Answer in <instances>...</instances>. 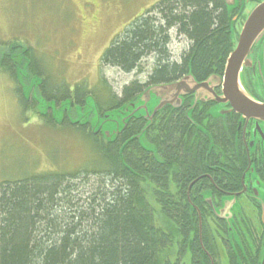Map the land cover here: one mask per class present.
I'll use <instances>...</instances> for the list:
<instances>
[{"label":"trees","instance_id":"16d2710c","mask_svg":"<svg viewBox=\"0 0 264 264\" xmlns=\"http://www.w3.org/2000/svg\"><path fill=\"white\" fill-rule=\"evenodd\" d=\"M225 2L160 0L124 28L105 50L102 61L126 72L138 69L143 59L151 56L155 65L145 83L135 80L120 94H109L104 108L88 94L86 86L49 91L44 82L41 92L47 101L55 103V110L77 107L78 118L71 116L74 124L84 121L86 126L102 120L97 122L103 125L109 121V111L126 110L151 86L176 83L188 75L204 80L220 73L236 38ZM172 29L190 41L180 60L170 54ZM31 62L34 58L27 46L18 41H0V70L15 79L20 71L31 67ZM2 64L5 69H1ZM38 74L46 80L43 71ZM102 85L107 87L106 81L102 80ZM166 108L171 116L157 124V116L148 118L144 111L131 110L125 118L117 115L118 121H124L121 131L111 134L112 138L102 132L103 126L99 131L107 145L98 141V134L91 135L102 161L99 168L31 174L0 182V264H157L162 238L137 205L144 175L158 182L163 195L171 181L177 183V192L166 195L173 202H164L165 208L172 209H168V218L175 223L176 240L177 235L182 239L183 251L174 264L189 255L186 249L193 251L194 264H209L203 250L205 245L210 249L209 234L205 230L200 235L199 212L185 192L179 195L177 190L180 168L184 181L189 182L196 169L205 165L203 158L195 161L189 153L190 120L171 106L162 111ZM68 119L67 114L63 122ZM184 147L186 156L182 155ZM200 210L204 223L207 216ZM161 262L173 264L170 258L163 257Z\"/></svg>","mask_w":264,"mask_h":264},{"label":"rangeland","instance_id":"374dc122","mask_svg":"<svg viewBox=\"0 0 264 264\" xmlns=\"http://www.w3.org/2000/svg\"><path fill=\"white\" fill-rule=\"evenodd\" d=\"M159 1L0 0V41H18L30 49L34 63L31 62L29 71H43L46 74L45 86L49 91H61L62 86L69 90H73L75 85L82 89L86 86L88 94L95 96L104 108L109 94H120L125 86L135 80L145 83L153 70L154 56L143 59L138 69L126 72L105 64L102 55L124 28ZM170 34L171 57L180 60L189 48L190 41L177 34L175 29L170 30ZM233 34L236 36L235 32ZM5 68L2 64L1 69ZM102 80L106 81L107 87L102 85ZM15 88L14 77L0 70V182L31 174L76 172L102 166L96 152V141L91 137L98 134V141L107 145L106 139L99 136L100 129L95 134L91 130L93 123L84 126V121L74 124L73 120L72 123L66 120L59 124L50 113L42 115L43 108L34 98L20 100ZM39 96H42L41 91ZM43 102L46 109L55 104L47 100ZM66 109L65 106L63 117ZM75 109L71 110V116L77 119ZM169 111L166 108L156 115L155 124L170 117ZM103 112L102 115H105ZM111 125L106 123L104 126L107 128ZM176 187L177 183L171 181L166 195L174 193ZM158 188L161 186L157 181L144 175L137 205L145 211L157 235L162 238L163 247L158 254L157 264H165L161 262L163 257L172 259L174 264L183 251L182 239L177 235L176 240L175 223L168 218V209L171 208H165V203L173 200L166 199V195ZM255 215L256 211L252 207L244 210V216L250 222H254ZM210 225L214 227V222ZM250 230L252 235H258L252 225ZM216 236L220 238L222 235L217 233ZM220 251L223 257H227L222 248ZM192 252L186 249L189 255H184L180 264H194ZM215 263L231 264L227 258L216 259Z\"/></svg>","mask_w":264,"mask_h":264},{"label":"flooded vegetation","instance_id":"af4514ba","mask_svg":"<svg viewBox=\"0 0 264 264\" xmlns=\"http://www.w3.org/2000/svg\"><path fill=\"white\" fill-rule=\"evenodd\" d=\"M263 1L226 0L236 33L232 50L237 48L246 20ZM225 69L226 64L222 72L204 80L194 76L196 83L208 82V87L198 91L194 83L178 102L179 114L190 120L189 153L195 161L203 158L205 168L198 167L189 182L184 181L180 168L177 190L179 195L185 192L196 212L202 209L207 216L201 230L209 234L210 249L202 248L210 264L223 258L231 264H264V115L233 107L224 91ZM237 88L264 110V31L242 59ZM187 154L184 147L182 155ZM250 207L256 211L254 222L244 216ZM251 225L258 235H252ZM215 233L222 236H213Z\"/></svg>","mask_w":264,"mask_h":264},{"label":"water","instance_id":"95a60500","mask_svg":"<svg viewBox=\"0 0 264 264\" xmlns=\"http://www.w3.org/2000/svg\"><path fill=\"white\" fill-rule=\"evenodd\" d=\"M263 31L264 1L250 14L246 20L239 37L237 49L230 55L225 71L224 91L227 93L228 98H231L233 107L241 110H243L242 108H245V112L251 110L255 115H264L263 107L257 105V103L252 102V100L241 94L237 88V81L241 70L242 59L246 56L255 39ZM194 83L195 88L198 89V91L202 88L205 89V87H208V82L198 84L195 82L192 75H188L176 83L151 86L147 88L136 101H133L126 106V110L121 108L106 114V116H109V121L107 123L112 125L111 127L103 129L104 134L107 137L112 138L111 134L114 136L119 131H121V124L124 121H119V123H116V121H118V116L125 118L131 110L135 109L139 112L144 111L143 114L146 117L152 119L153 116H155V114L159 110L163 109L167 104H171L173 107H178L177 101L180 100V96L182 94L190 93ZM94 107L96 112L99 113L98 109H96L97 106L95 102ZM96 122L97 120L93 122L94 133H97L99 129V127H95Z\"/></svg>","mask_w":264,"mask_h":264},{"label":"bare ground","instance_id":"6f19581e","mask_svg":"<svg viewBox=\"0 0 264 264\" xmlns=\"http://www.w3.org/2000/svg\"><path fill=\"white\" fill-rule=\"evenodd\" d=\"M178 82V81H177Z\"/></svg>","mask_w":264,"mask_h":264}]
</instances>
